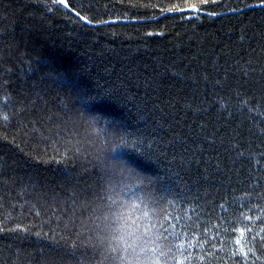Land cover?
I'll use <instances>...</instances> for the list:
<instances>
[{
  "label": "trees",
  "instance_id": "16d2710c",
  "mask_svg": "<svg viewBox=\"0 0 264 264\" xmlns=\"http://www.w3.org/2000/svg\"><path fill=\"white\" fill-rule=\"evenodd\" d=\"M66 3L0 0V264H264V0Z\"/></svg>",
  "mask_w": 264,
  "mask_h": 264
},
{
  "label": "clouds",
  "instance_id": "9594fccd",
  "mask_svg": "<svg viewBox=\"0 0 264 264\" xmlns=\"http://www.w3.org/2000/svg\"><path fill=\"white\" fill-rule=\"evenodd\" d=\"M119 231H120V237H119L120 241L123 243H127L128 238L131 235V229H128V228L121 226Z\"/></svg>",
  "mask_w": 264,
  "mask_h": 264
},
{
  "label": "snow or ice",
  "instance_id": "6c2138e0",
  "mask_svg": "<svg viewBox=\"0 0 264 264\" xmlns=\"http://www.w3.org/2000/svg\"><path fill=\"white\" fill-rule=\"evenodd\" d=\"M58 2L63 5L64 7H68V4L66 3V0H58ZM81 19H85L83 16H81Z\"/></svg>",
  "mask_w": 264,
  "mask_h": 264
},
{
  "label": "water",
  "instance_id": "95a60500",
  "mask_svg": "<svg viewBox=\"0 0 264 264\" xmlns=\"http://www.w3.org/2000/svg\"><path fill=\"white\" fill-rule=\"evenodd\" d=\"M193 13H198L197 11H192Z\"/></svg>",
  "mask_w": 264,
  "mask_h": 264
}]
</instances>
